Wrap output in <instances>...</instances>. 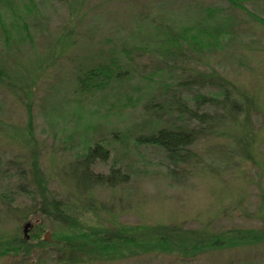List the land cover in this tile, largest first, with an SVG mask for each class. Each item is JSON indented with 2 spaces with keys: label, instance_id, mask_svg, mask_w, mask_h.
<instances>
[{
  "label": "rangeland",
  "instance_id": "rangeland-1",
  "mask_svg": "<svg viewBox=\"0 0 264 264\" xmlns=\"http://www.w3.org/2000/svg\"><path fill=\"white\" fill-rule=\"evenodd\" d=\"M240 6L264 21V0H243ZM213 9L228 21L235 38L219 40L214 25H224L222 20L202 19ZM248 12L230 7L225 0H0V66L10 82L9 87L0 85V212L4 217L8 203L11 210L27 203L15 193L16 169L10 162L17 158L26 165L34 151L50 189L64 196L69 185L61 176L68 171L67 164L85 145L102 140L110 158L94 171L106 173L115 162L129 175L126 184L94 193L96 203L107 201L113 193L120 199L118 222L149 227L179 224L217 232L262 229L264 23ZM201 23L211 30L201 31ZM166 31L182 34L184 41H193L198 34V41L206 42L201 32L213 34L206 47L190 52L184 45L183 50L195 60L196 70L213 68L255 97L257 164L242 162L221 177L194 174L178 184L165 178L161 153L135 145L133 136L144 118L142 103L157 82L153 52ZM110 60L124 66L128 73L124 81L95 91L80 88L79 73ZM26 223L29 239L35 233L33 222L19 224L15 217L0 224V235L22 236ZM38 237L52 242L49 228ZM53 256L49 250H31L27 255L0 257V264H56ZM88 264H264V243L187 258L151 252Z\"/></svg>",
  "mask_w": 264,
  "mask_h": 264
},
{
  "label": "trees",
  "instance_id": "trees-1",
  "mask_svg": "<svg viewBox=\"0 0 264 264\" xmlns=\"http://www.w3.org/2000/svg\"><path fill=\"white\" fill-rule=\"evenodd\" d=\"M225 1L230 7L248 12L240 6L243 0ZM219 14L215 9L207 10L202 19L217 17L222 20ZM250 17L264 23L256 15L250 14ZM222 22L224 25H214L220 34L219 40L225 36L235 38L236 32L228 21ZM201 24V31L210 29ZM201 33L204 39L213 40L210 38L213 34ZM164 35L166 37L159 42V48L153 52L157 60L154 71L157 82L142 103L144 118L133 136L135 145L149 146L161 153L165 178L178 184L194 174L221 177L242 162L257 164V132L252 121L259 112V105L255 97L213 68L207 71L194 68L195 60L184 52L183 46H188L191 52L206 47L207 40L198 41V34L193 41H184L180 33L167 32ZM123 67L117 60L90 66L79 73L78 85L83 90L95 91L108 83L107 86L124 81L128 73ZM7 75L0 66L2 87L10 86ZM27 116L28 126H31L29 110ZM145 127L147 131L143 129ZM82 149L80 155L67 164L68 171L61 176L69 185L64 196L54 194L50 189V181L43 174L34 151L26 158V165H21L17 158L9 163L16 169L15 193L24 196L27 203L13 210L10 203L4 206L7 217L0 212V224L8 217L19 219V224L32 221L35 233L29 239L23 235H0V257L49 250L54 253L56 264H88L151 252L187 258L264 243V227L217 232L206 228L187 229L179 224L149 227L118 222V211L122 208L120 199L113 193L107 201L98 200L96 203L94 193L126 184L129 175L115 162L106 173L94 171L97 164L109 161L110 152L104 141L96 140ZM8 210L11 215L7 214ZM46 227L51 230V243L38 237ZM33 240L36 242L31 244Z\"/></svg>",
  "mask_w": 264,
  "mask_h": 264
},
{
  "label": "water",
  "instance_id": "water-1",
  "mask_svg": "<svg viewBox=\"0 0 264 264\" xmlns=\"http://www.w3.org/2000/svg\"><path fill=\"white\" fill-rule=\"evenodd\" d=\"M30 224L29 223H26L24 228H23V233H24V238L25 239H28V237L26 236V233H27V229L29 228Z\"/></svg>",
  "mask_w": 264,
  "mask_h": 264
}]
</instances>
